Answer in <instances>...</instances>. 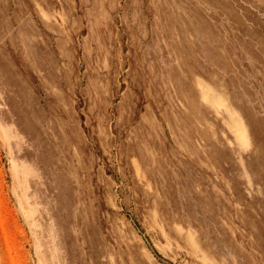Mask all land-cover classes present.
<instances>
[{
    "label": "rangeland",
    "instance_id": "obj_1",
    "mask_svg": "<svg viewBox=\"0 0 264 264\" xmlns=\"http://www.w3.org/2000/svg\"><path fill=\"white\" fill-rule=\"evenodd\" d=\"M0 264H264V0H0Z\"/></svg>",
    "mask_w": 264,
    "mask_h": 264
}]
</instances>
